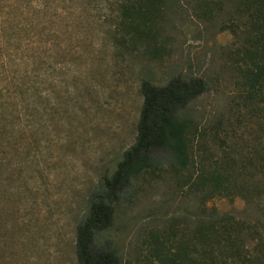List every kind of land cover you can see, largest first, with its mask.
Segmentation results:
<instances>
[{
	"label": "rangeland",
	"instance_id": "374dc122",
	"mask_svg": "<svg viewBox=\"0 0 264 264\" xmlns=\"http://www.w3.org/2000/svg\"><path fill=\"white\" fill-rule=\"evenodd\" d=\"M107 2L0 0V264H78L75 227L134 141L142 79H202L188 109L193 167L227 171L249 192L264 182V112L241 98L232 37L179 0L135 38ZM184 191L166 170L133 181L98 241L119 264H172L199 206ZM245 199L202 207L253 222L262 197Z\"/></svg>",
	"mask_w": 264,
	"mask_h": 264
},
{
	"label": "trees",
	"instance_id": "16d2710c",
	"mask_svg": "<svg viewBox=\"0 0 264 264\" xmlns=\"http://www.w3.org/2000/svg\"><path fill=\"white\" fill-rule=\"evenodd\" d=\"M191 1L198 16L214 18L218 32L232 37L226 54L234 66L241 98L254 112H264V0H184L187 6ZM110 2L121 25L135 38L150 37L151 20L160 18L162 8L175 10L179 4V0ZM205 90L202 79L179 74L163 85L140 81L142 103L134 141L88 196L75 227L78 264H119L113 247L98 238L113 225L115 210L131 183L164 170L199 203L186 239L178 242L172 255V264H264V182L259 188L253 185L249 192L245 186L235 185L231 173L193 167L189 158L188 109ZM253 193L262 197L261 205L255 204L259 216L253 222L245 213L236 217L202 207L215 197L237 195L247 200Z\"/></svg>",
	"mask_w": 264,
	"mask_h": 264
}]
</instances>
